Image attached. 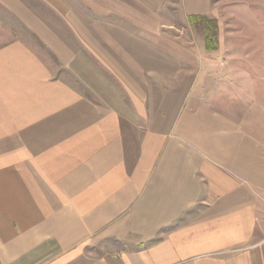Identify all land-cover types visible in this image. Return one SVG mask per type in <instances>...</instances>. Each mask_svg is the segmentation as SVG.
I'll list each match as a JSON object with an SVG mask.
<instances>
[{"label":"crops","instance_id":"0c3cea01","mask_svg":"<svg viewBox=\"0 0 264 264\" xmlns=\"http://www.w3.org/2000/svg\"><path fill=\"white\" fill-rule=\"evenodd\" d=\"M165 3L0 0V264H264V59L160 46Z\"/></svg>","mask_w":264,"mask_h":264},{"label":"rangeland","instance_id":"374dc122","mask_svg":"<svg viewBox=\"0 0 264 264\" xmlns=\"http://www.w3.org/2000/svg\"><path fill=\"white\" fill-rule=\"evenodd\" d=\"M179 2L166 0L164 4L162 13L170 27H166L160 46L165 47L166 43L172 48L178 46L185 60L201 59L203 36L181 13ZM88 14L96 21L95 14L91 11ZM205 16L217 20L219 25L218 59L226 66L232 65L234 75L256 76L258 71L261 74L263 68L256 66V61L264 59V0H209ZM112 18L111 14L103 20L117 22V19L111 21ZM75 83L79 88L78 82Z\"/></svg>","mask_w":264,"mask_h":264},{"label":"trees","instance_id":"16d2710c","mask_svg":"<svg viewBox=\"0 0 264 264\" xmlns=\"http://www.w3.org/2000/svg\"><path fill=\"white\" fill-rule=\"evenodd\" d=\"M189 24L198 29L203 36L204 47L208 52L219 49V25L217 20L205 15H192L188 18Z\"/></svg>","mask_w":264,"mask_h":264}]
</instances>
